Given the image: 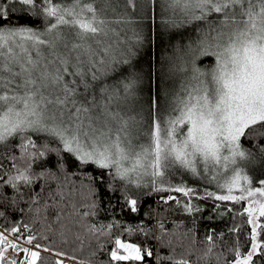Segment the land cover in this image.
Wrapping results in <instances>:
<instances>
[{
  "label": "snow or ice",
  "instance_id": "6c2138e0",
  "mask_svg": "<svg viewBox=\"0 0 264 264\" xmlns=\"http://www.w3.org/2000/svg\"><path fill=\"white\" fill-rule=\"evenodd\" d=\"M126 2L132 4L133 0ZM163 3L192 20L209 21L215 16L200 41V50L203 55H214L216 65L207 74L195 69L194 83L173 101L166 119L161 118L154 102L156 111L144 133L148 142L136 145L128 120L110 108L117 94L102 88L103 105L94 94L89 98V89L93 87L89 78L97 81L100 75L115 71L113 65L120 63L110 41L115 33L112 24L124 23V18L108 19L97 0H4L0 6V145H7L10 139L19 136L20 156L13 155L10 161L9 171L14 169L16 174L7 175V179L0 177V181L18 192L20 184L33 183L37 175L33 165L51 152L59 157L56 161L59 169L65 168V154H69L77 166L85 169L95 166L101 173L107 170L113 180L128 185H139L144 177H151L154 190H161L155 188L157 178L167 171L183 169L195 175L202 166L201 174L223 172L226 178L218 186L226 194L207 195L220 201L247 199L249 207L244 212L251 226L246 251L238 243L232 249L234 258L225 264H255L254 258L264 259V222L260 219L264 218V179L259 181L262 187H251L245 168H264V156L257 157L246 150L242 138L250 130L264 128V0H163ZM21 18L26 22L19 23ZM34 20L39 24L32 23ZM205 75L209 79L201 78ZM68 76L72 79H66ZM135 79L124 82L125 92L133 87ZM81 87L84 93L79 92ZM184 127L186 132L182 131ZM29 132L46 133L52 140L38 145L26 135ZM260 135L264 138V132ZM53 142H57L56 148L49 146ZM17 160L24 161L25 166L22 168ZM55 175L47 171L38 174ZM103 179L101 175L100 180ZM171 190L185 196L194 193V189L182 186ZM235 191L240 194H233ZM0 199L6 198L0 195ZM125 200L135 212L137 200L127 196ZM113 227L109 224L105 231L103 226L100 229L92 226L88 231L109 235ZM6 231L15 234L19 228ZM35 239L29 236L25 242L32 244ZM208 239L211 241L212 237ZM114 243L111 261L142 262L153 255L152 251L119 238ZM35 247L40 249L41 245ZM9 249L21 251L28 258L20 264H37L41 259L40 251L19 247L0 232V264H17L10 259ZM43 251L52 250L43 248ZM165 259L172 264H190L186 259ZM56 264L63 262L57 260Z\"/></svg>",
  "mask_w": 264,
  "mask_h": 264
},
{
  "label": "trees",
  "instance_id": "16d2710c",
  "mask_svg": "<svg viewBox=\"0 0 264 264\" xmlns=\"http://www.w3.org/2000/svg\"><path fill=\"white\" fill-rule=\"evenodd\" d=\"M110 1L117 5L118 2L126 4V0ZM135 1L139 4L143 2ZM3 3L4 0H0V6ZM12 20L17 22L14 15ZM146 21L147 25L137 30L140 42L132 51L134 73L146 77L151 83L153 77L161 72L162 58L167 53L168 32L166 27H162L163 15L156 13L155 18L151 15ZM25 22L23 18L19 20L21 24ZM32 23L39 24V21ZM123 54L121 58L128 56L129 52ZM113 67L115 71H111L112 74L124 71L121 65ZM261 132L264 128L257 127L242 138L257 157L264 156ZM26 135L38 145L52 140L46 133L29 132ZM19 143L20 137L16 136L7 145H0V158H3L0 161L3 163L0 177L4 179L7 175L16 174L14 169H9L11 157L20 156ZM49 146L56 148L57 142ZM65 157L67 164L64 169L58 168L56 161L59 157L55 152L37 161L33 165V172L37 174L33 183L20 184L18 192L0 181V195L6 198L0 199V231L22 242L29 236H35L36 239L29 245L34 248L36 244L41 245V259L37 264H56L58 257L80 264H172L166 257L186 259L190 264H225L234 258L232 249L238 243L242 246L241 250L246 251L251 226L247 223L248 214L244 212L246 205L243 200L220 201L192 186L189 188L194 189V193L188 196L164 186L155 187L161 190H154L152 178L138 187L136 184L128 185L113 180L107 170L101 173L95 166L85 169L77 166L69 154ZM16 163L22 168L25 166L24 161L17 160ZM41 171L56 175L39 177ZM101 175L103 181L100 180ZM125 196L137 200L135 212L131 211ZM169 196L175 199L169 200ZM93 201L95 207H92ZM260 219L264 222V218ZM109 224L114 225L109 235L88 231L92 226L97 229L103 226L107 231ZM13 227L19 228V232L9 234L6 230ZM117 238L148 249L153 255L145 257L142 262L111 261L110 252ZM43 248L52 251L45 252ZM210 248L211 252L208 251ZM56 252L66 255L57 256ZM254 259L255 264H264V259Z\"/></svg>",
  "mask_w": 264,
  "mask_h": 264
},
{
  "label": "rangeland",
  "instance_id": "374dc122",
  "mask_svg": "<svg viewBox=\"0 0 264 264\" xmlns=\"http://www.w3.org/2000/svg\"><path fill=\"white\" fill-rule=\"evenodd\" d=\"M97 3L98 7L105 9L108 19L124 18L126 21L112 24L115 33L110 41L115 50L114 55L120 61V63L115 65L123 66L124 71L119 74H112L110 71L107 74L100 75L97 81H91L89 78V82L93 86L89 89V98H91V94H94L98 102L103 105L105 99L101 94L102 88L109 90V93H116V98L110 103L111 110L119 112L124 119L128 120L130 132L135 138L133 140L134 144L147 143L148 138L144 133L148 131L152 123L153 113L156 111L154 102L158 104L161 118L166 119L173 101L177 97L183 96L184 89L194 83L192 77L196 75L195 69L207 74L215 67L216 57L211 54L203 55L200 50V41L209 31V23L215 21V16L210 17L209 21L192 20L190 16H185L179 9L174 11L166 8L163 0H143L141 4L136 3L135 0H133L132 4L118 2L119 4L117 5L113 1L106 4L104 0H100ZM156 13L163 15L162 27H166L168 32L166 41L168 45L165 46L167 53L162 58L161 72L159 76H154L152 82L149 83L146 77L134 73L135 58L132 49L138 43L137 30L145 27L147 25V17L150 18L152 15L155 18ZM124 52H129V55L121 58ZM205 58L208 59L204 60ZM125 60H127V63H124ZM133 77L136 78L133 87L128 92H125L124 82L132 80ZM201 78L209 79L207 75ZM66 79L71 80L72 77L68 76ZM79 92L84 93V88L81 87ZM173 115H178V113H173ZM182 131L186 132V127L182 128ZM242 145L246 150L251 151L246 142L242 141ZM202 172V166L201 171L195 175L183 169L167 171L163 177L157 178L155 187L175 188L182 186L189 188L192 186L201 189L205 195L208 192L216 195L226 194V190L222 191L218 186L226 178L223 172L219 175L215 172L201 174ZM245 173L250 178L251 187H262L259 181L264 179V168L248 166L245 168ZM213 176H216V179H213ZM148 179H151V177H144L140 183ZM233 194L239 195L240 193L235 191ZM211 197L215 198V196ZM243 201L246 207H249V201L247 199ZM4 234L17 243L19 247L42 252L26 242H22L6 233ZM8 255L17 264H20L22 260L26 261L28 259L21 251L9 249ZM57 260H61L63 264H80L61 257H58Z\"/></svg>",
  "mask_w": 264,
  "mask_h": 264
}]
</instances>
